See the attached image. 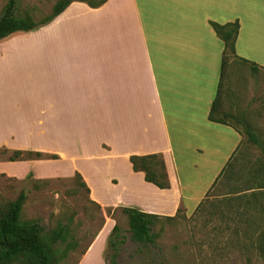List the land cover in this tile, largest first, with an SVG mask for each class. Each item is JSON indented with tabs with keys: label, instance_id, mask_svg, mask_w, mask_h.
<instances>
[{
	"label": "crops",
	"instance_id": "crops-1",
	"mask_svg": "<svg viewBox=\"0 0 264 264\" xmlns=\"http://www.w3.org/2000/svg\"><path fill=\"white\" fill-rule=\"evenodd\" d=\"M247 1L250 7L242 10L252 18L264 11V0ZM236 4L107 0L93 7L73 1L46 25L0 40V149L45 155L0 159V174L22 180L32 172L46 180L79 172L91 202L102 208L135 207L161 216H174L179 208L195 211L244 139L233 126L208 118L224 48L211 22H232ZM260 24V43L253 37L240 41V27L236 49L264 67V18ZM162 46H177L180 84L169 107L180 118V152H204L213 171L197 197L185 195L177 172L158 77ZM153 153L164 157L167 189L146 181L130 162L131 155ZM115 223L98 233L78 264H107Z\"/></svg>",
	"mask_w": 264,
	"mask_h": 264
},
{
	"label": "rangeland",
	"instance_id": "rangeland-1",
	"mask_svg": "<svg viewBox=\"0 0 264 264\" xmlns=\"http://www.w3.org/2000/svg\"><path fill=\"white\" fill-rule=\"evenodd\" d=\"M7 1L0 0V15ZM236 1L232 17L233 21L238 20L241 25L240 41L244 38L250 42L248 38L253 37L257 40L253 43L258 45L264 11L259 10L252 18L251 14L242 10V5L244 8L250 7L248 1ZM56 2L19 0L17 13L40 20L52 12ZM160 22L163 24L166 21ZM162 35L168 36L164 33ZM222 44L224 46L223 41ZM162 47L165 49V59L159 61V65L163 64L165 69L158 66V77L172 133L177 172L185 195L194 193L197 197L213 171L205 166L208 155L204 152H180V138L177 136L180 135V118L173 117L169 107L171 100L176 99L177 86L180 84L177 78V46L171 50L168 46ZM226 72L223 92L225 108L237 114L246 113L253 130L264 142V70L254 73L249 67L231 60ZM216 93L217 88L214 97ZM10 154H0V159H7ZM258 169L264 171V154L244 134L243 145L235 156L229 176L208 193L195 211L189 210L188 213L181 208L175 220L159 219L155 225L158 236L153 244L146 245L131 239L128 219L120 209L112 212L111 209L115 207L102 208L92 203L89 192L75 176L46 180L27 176L21 180L0 174V200H14L21 191H25L27 198L21 218L39 219L46 230L55 227L59 221L71 218V226L79 244L63 264H78L98 233L103 229L101 236L104 235L113 220L120 227L118 239H125L119 245V264H264L260 252V238L264 232V189L258 187L261 175L257 174ZM109 238L110 234L105 250L107 264L115 251Z\"/></svg>",
	"mask_w": 264,
	"mask_h": 264
},
{
	"label": "trees",
	"instance_id": "trees-1",
	"mask_svg": "<svg viewBox=\"0 0 264 264\" xmlns=\"http://www.w3.org/2000/svg\"><path fill=\"white\" fill-rule=\"evenodd\" d=\"M18 1L19 0H8L3 8L0 15V40L17 32H30L46 25L64 11L73 1H82L93 7H98L107 0H57L52 12L40 20H35L31 15H20L17 13ZM211 25L220 39H222L224 49L222 53L218 90L212 102L208 118L213 122L233 126L243 137L244 134H246L248 140L258 146L264 154V142L253 130L251 124L247 120L246 113L241 112L237 114L226 109L223 101L225 78L227 77L226 71L229 61L235 60L241 66L249 67L254 73L264 70V67L237 54L236 42L241 27L238 20L225 24L212 21ZM242 145L243 141L238 151ZM4 153H8V150L0 149V154ZM236 155L237 152H235L227 162L209 192H211L223 178L225 179L232 172ZM44 157L45 155L41 152L14 150L7 159L16 161ZM51 157L58 158L57 155H52ZM130 162L136 172L144 173L146 181L153 183L161 189L170 187L166 163L161 153L131 155ZM257 174H261L260 178H258V187L264 189L263 169H258ZM28 177L31 178L33 175L30 173ZM75 178L80 181L81 185L90 193V188L79 172H76ZM248 189L252 188H246L245 190ZM26 198V192L21 191L14 200H0V264H63V261L67 259L69 253L77 249L79 244L75 231L71 226V218H69L68 221H59L55 227L49 230L45 229L39 219L23 220L21 218V212ZM116 209H120L127 217L131 239L143 245L153 244L155 242L158 236V233L155 231V225L159 219L163 218L172 221L175 220L181 212V208H179L174 216H161L141 211L135 207H116L112 208L111 211L113 212ZM108 213H110V211ZM119 231L120 227L115 223L109 238V243L115 251L111 256L109 264H119L117 261L119 245L125 242L124 238L118 239ZM260 252L264 258V232L263 237L260 238Z\"/></svg>",
	"mask_w": 264,
	"mask_h": 264
}]
</instances>
